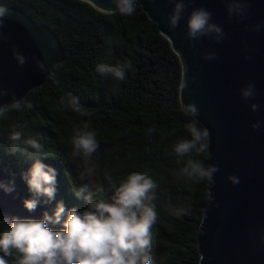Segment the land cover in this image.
I'll use <instances>...</instances> for the list:
<instances>
[{
  "label": "trees",
  "instance_id": "1",
  "mask_svg": "<svg viewBox=\"0 0 264 264\" xmlns=\"http://www.w3.org/2000/svg\"><path fill=\"white\" fill-rule=\"evenodd\" d=\"M0 5L20 9L38 26L48 27L62 53L45 82L23 98L33 108L13 113L8 121L0 120V166L9 173L19 195L31 198L22 173L32 161L20 152L9 154L8 136L11 123L26 121L25 137L41 134L45 147L41 161L57 171L55 200L38 208L51 213L63 200L68 208L86 209L74 189L91 178L84 176V164L71 158L67 137L88 122L97 132L99 144L107 143L113 149L107 152L108 160L114 163L110 167L102 159V149L96 152L100 176L93 177V182L102 183L111 194L121 183H110L108 174L102 173L118 169L123 181L134 172H146L159 185L152 242L166 255L163 263L154 259L153 264H200L198 238L210 201V184L179 175L187 158L177 157L173 147L191 138L186 124L193 117L181 105L180 58L157 25L139 6L135 15L122 17L106 16L82 0H0ZM117 60L133 64L134 71L128 72L125 81L96 72V65L115 64ZM69 92L78 97L87 115L60 110L59 98ZM197 126L204 129L198 121ZM196 158L206 165L209 153ZM189 205L188 216L177 217L170 211L171 207ZM6 259L17 264L15 257Z\"/></svg>",
  "mask_w": 264,
  "mask_h": 264
},
{
  "label": "water",
  "instance_id": "2",
  "mask_svg": "<svg viewBox=\"0 0 264 264\" xmlns=\"http://www.w3.org/2000/svg\"><path fill=\"white\" fill-rule=\"evenodd\" d=\"M227 2L190 0L191 6L175 29L168 27L174 3L138 0V6L161 34L171 38L169 43L182 64L181 105L197 107L198 122L210 132L206 166L219 165L215 183L209 186L210 201L200 226V264H264V243L259 239L264 233V0H247L250 7L242 22L236 16L229 20ZM95 3L114 9L112 0ZM199 7L210 11L212 22L222 26L225 38L220 43L209 37L198 41L187 38V16ZM8 8L11 15L5 18L2 29L8 39L0 40V87L19 100L45 82L53 66L61 61L62 53L57 37L48 27L38 26L20 9ZM255 24L262 25L258 33L248 30ZM12 45L29 58L23 68L12 57ZM207 52L216 53L217 58L204 60ZM33 56L47 62L49 73L40 72ZM248 83L254 84L257 94L245 102L240 90ZM10 99V95L0 98V104ZM252 103L260 105L258 112L250 110ZM258 120L261 128L255 131L251 125ZM230 175L237 176L240 182L233 185L227 179ZM9 181V173L0 166V182ZM25 199L28 198L16 189L10 194L0 190V218L8 215L41 219L43 211L37 208L29 213L23 206Z\"/></svg>",
  "mask_w": 264,
  "mask_h": 264
},
{
  "label": "clouds",
  "instance_id": "3",
  "mask_svg": "<svg viewBox=\"0 0 264 264\" xmlns=\"http://www.w3.org/2000/svg\"><path fill=\"white\" fill-rule=\"evenodd\" d=\"M97 11L106 16L131 17L135 15L139 5L138 0H112L114 9L99 7L95 0H86ZM174 3L171 15L168 17V27L175 29L184 14L191 6L190 0H169ZM250 7L247 0H228L227 14L229 20L236 16L238 22L246 19ZM11 12L6 5H0V40H6L2 29L5 18ZM210 11L203 7L194 8L187 16L186 36L190 41H198L209 37L215 43H220L225 34L221 25L212 22ZM261 24L248 28L251 32H259ZM162 35L171 38L164 32ZM195 47V44H190ZM12 57L17 66L23 68L29 58L24 56L15 45H12ZM216 53L203 54L204 60H215ZM249 57H245L248 59ZM41 73H49L46 61L35 56L31 57ZM96 72L101 76H110L116 81H125L128 72L134 71L131 61L115 64L101 63L96 65ZM186 87V84L184 85ZM256 90L253 83H248L240 90V96L247 102L254 99ZM11 96L10 102L0 104V120L8 121L13 113H23L31 110L33 104L23 99H17L14 93L0 87V98ZM60 110L87 115V110L79 103L77 96L66 93L58 101ZM260 105L252 103L250 110L255 113ZM193 119L186 124L190 139H183L174 145L173 151L177 157L187 158L180 168L179 175L192 181H207L211 186L215 183V174L219 165L208 164L196 158L210 148V132L207 128L201 130L197 126L199 111L194 104L184 106ZM27 122H13L10 125L8 140L9 154L20 152L30 161L31 167L22 173V179L28 186L31 198L23 201L24 208L35 212L41 203L47 205L55 200L57 194V171L42 163L40 154L45 152L40 133L25 137ZM258 131L261 121L251 125ZM71 153L73 159L81 161L84 166V176L94 177L97 169L92 162L93 155L100 144L97 132L84 122L81 127L73 129L71 137ZM24 149V151H21ZM31 149V152L27 150ZM227 179L237 185L240 181L235 175ZM158 183L146 172H134L109 194L102 183L89 180L74 189L78 200L86 203L85 210L76 207H66L63 200L55 204L54 210L43 212L41 219L20 218L5 215L0 218V264H9V257H15L17 264H153V226L157 221L156 190ZM0 190L10 194L15 190L14 181L0 182ZM174 216L191 215V206L171 207ZM264 243V233L259 237Z\"/></svg>",
  "mask_w": 264,
  "mask_h": 264
},
{
  "label": "rangeland",
  "instance_id": "4",
  "mask_svg": "<svg viewBox=\"0 0 264 264\" xmlns=\"http://www.w3.org/2000/svg\"><path fill=\"white\" fill-rule=\"evenodd\" d=\"M59 58H61V54H59ZM71 137L72 136H69L67 137V140H71ZM72 148V146H71ZM100 149H102V159L106 161L107 165L110 167V166H113L114 163L112 164L108 158H109V155L107 152L112 149L111 146H109V144H102L100 145L99 149L97 151H99ZM113 150V149H112ZM76 160V159H75ZM76 162H79V160H76ZM92 162L93 164L96 166V169H97V172H96V176H100L99 172H98V166H97V163H98V160H97V156H96V153L93 155V158H92ZM103 175H107L106 179L111 183V181H117V182H124L122 179H121V172L118 170V169H107V170H104ZM91 181L93 182V177H91ZM161 250H163V248H159L156 244L153 245V257L154 259L160 261L163 263L164 259H165V253L162 252ZM153 259V260H154Z\"/></svg>",
  "mask_w": 264,
  "mask_h": 264
},
{
  "label": "bare ground",
  "instance_id": "5",
  "mask_svg": "<svg viewBox=\"0 0 264 264\" xmlns=\"http://www.w3.org/2000/svg\"><path fill=\"white\" fill-rule=\"evenodd\" d=\"M3 164V163H2Z\"/></svg>",
  "mask_w": 264,
  "mask_h": 264
}]
</instances>
